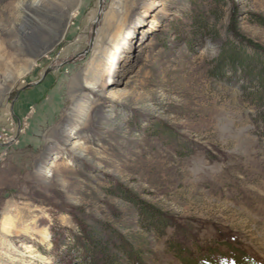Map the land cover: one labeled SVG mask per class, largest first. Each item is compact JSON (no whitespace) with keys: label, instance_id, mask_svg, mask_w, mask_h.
I'll list each match as a JSON object with an SVG mask.
<instances>
[{"label":"rangeland","instance_id":"obj_1","mask_svg":"<svg viewBox=\"0 0 264 264\" xmlns=\"http://www.w3.org/2000/svg\"><path fill=\"white\" fill-rule=\"evenodd\" d=\"M257 49L264 0H0V264H264Z\"/></svg>","mask_w":264,"mask_h":264},{"label":"trees","instance_id":"obj_2","mask_svg":"<svg viewBox=\"0 0 264 264\" xmlns=\"http://www.w3.org/2000/svg\"><path fill=\"white\" fill-rule=\"evenodd\" d=\"M256 52L257 54L261 55L260 57L262 58L259 57V59H247L244 56L235 55L233 52H231L232 55H230L231 53L229 54V60H231L229 61L231 62V71L229 74L231 75V72L234 69H240V73H238L240 74L241 80L245 81L248 85H251L257 81L259 87L264 93V51L257 49ZM130 201L135 205L137 204L136 206L140 208V222L142 224V228L147 234L154 235L155 233L160 235L164 232L165 228L172 227V221L160 210L153 207L143 206L141 202H138L133 198H131ZM86 236L87 237H85V241H83V247L85 248L84 250L86 253L91 255L92 251L90 250H95L96 247L100 246V243L96 241L92 234H88ZM111 237L112 238L109 239L108 244L114 248L115 255L112 257L105 256L106 260H109L110 264H122L123 260L130 264H143L141 262V254H139L137 251H134L128 241L115 235H112ZM105 248L108 250V246ZM104 252L106 253L107 251L104 249Z\"/></svg>","mask_w":264,"mask_h":264},{"label":"water","instance_id":"obj_3","mask_svg":"<svg viewBox=\"0 0 264 264\" xmlns=\"http://www.w3.org/2000/svg\"><path fill=\"white\" fill-rule=\"evenodd\" d=\"M92 40H93V39H92ZM50 71H51V70L48 69V70L44 73V75H43L41 81H39V83H41V82L45 79V77L47 76V74H48ZM36 85H37V84L28 85L27 87H25L24 90L29 89V88H32V87H34V86H36Z\"/></svg>","mask_w":264,"mask_h":264},{"label":"bare ground","instance_id":"obj_4","mask_svg":"<svg viewBox=\"0 0 264 264\" xmlns=\"http://www.w3.org/2000/svg\"><path fill=\"white\" fill-rule=\"evenodd\" d=\"M22 251L25 252V253H31L32 252V248L31 246L27 245L22 247Z\"/></svg>","mask_w":264,"mask_h":264}]
</instances>
